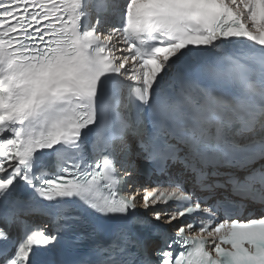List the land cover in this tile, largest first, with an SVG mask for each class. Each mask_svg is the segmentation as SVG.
<instances>
[{
    "label": "snow or ice",
    "instance_id": "snow-or-ice-1",
    "mask_svg": "<svg viewBox=\"0 0 264 264\" xmlns=\"http://www.w3.org/2000/svg\"><path fill=\"white\" fill-rule=\"evenodd\" d=\"M0 264H264V0H0Z\"/></svg>",
    "mask_w": 264,
    "mask_h": 264
}]
</instances>
